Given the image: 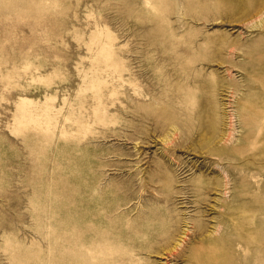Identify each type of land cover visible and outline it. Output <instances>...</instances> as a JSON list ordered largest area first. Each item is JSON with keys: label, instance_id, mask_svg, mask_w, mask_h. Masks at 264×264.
I'll list each match as a JSON object with an SVG mask.
<instances>
[{"label": "rangeland", "instance_id": "374dc122", "mask_svg": "<svg viewBox=\"0 0 264 264\" xmlns=\"http://www.w3.org/2000/svg\"><path fill=\"white\" fill-rule=\"evenodd\" d=\"M0 264H264V0H0Z\"/></svg>", "mask_w": 264, "mask_h": 264}]
</instances>
